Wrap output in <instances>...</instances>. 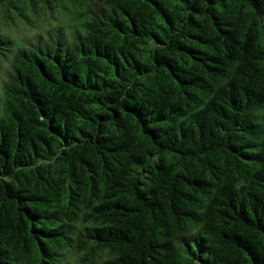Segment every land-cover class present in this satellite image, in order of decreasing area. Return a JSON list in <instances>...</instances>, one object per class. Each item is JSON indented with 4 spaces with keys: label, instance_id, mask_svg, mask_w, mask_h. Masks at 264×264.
I'll return each instance as SVG.
<instances>
[{
    "label": "trees",
    "instance_id": "1",
    "mask_svg": "<svg viewBox=\"0 0 264 264\" xmlns=\"http://www.w3.org/2000/svg\"><path fill=\"white\" fill-rule=\"evenodd\" d=\"M0 264H264V0H0Z\"/></svg>",
    "mask_w": 264,
    "mask_h": 264
}]
</instances>
